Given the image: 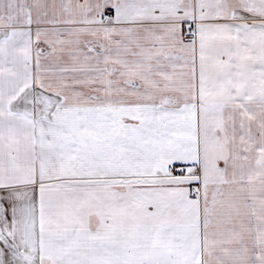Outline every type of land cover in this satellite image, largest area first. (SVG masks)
<instances>
[{
  "label": "snow or ice",
  "instance_id": "6c2138e0",
  "mask_svg": "<svg viewBox=\"0 0 264 264\" xmlns=\"http://www.w3.org/2000/svg\"><path fill=\"white\" fill-rule=\"evenodd\" d=\"M0 264H264V0H0Z\"/></svg>",
  "mask_w": 264,
  "mask_h": 264
}]
</instances>
